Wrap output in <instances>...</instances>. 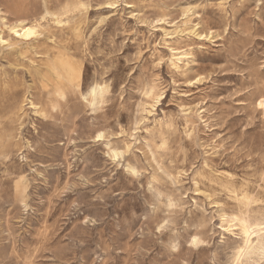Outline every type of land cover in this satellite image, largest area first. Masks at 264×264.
Masks as SVG:
<instances>
[{"label": "rangeland", "instance_id": "1", "mask_svg": "<svg viewBox=\"0 0 264 264\" xmlns=\"http://www.w3.org/2000/svg\"><path fill=\"white\" fill-rule=\"evenodd\" d=\"M262 102L264 0H0V264H264Z\"/></svg>", "mask_w": 264, "mask_h": 264}, {"label": "bare ground", "instance_id": "2", "mask_svg": "<svg viewBox=\"0 0 264 264\" xmlns=\"http://www.w3.org/2000/svg\"><path fill=\"white\" fill-rule=\"evenodd\" d=\"M39 32V24L32 22L15 27L14 33L25 40H31ZM4 41V39H3ZM100 139V138H99ZM116 156V155H115ZM222 228L226 232L238 231L242 239V244L237 251L235 264H241L244 259H247L250 254L256 249L255 243L258 239L250 222L240 219L237 216H222Z\"/></svg>", "mask_w": 264, "mask_h": 264}, {"label": "snow or ice", "instance_id": "3", "mask_svg": "<svg viewBox=\"0 0 264 264\" xmlns=\"http://www.w3.org/2000/svg\"><path fill=\"white\" fill-rule=\"evenodd\" d=\"M260 106H261L262 108H264V102H262Z\"/></svg>", "mask_w": 264, "mask_h": 264}]
</instances>
